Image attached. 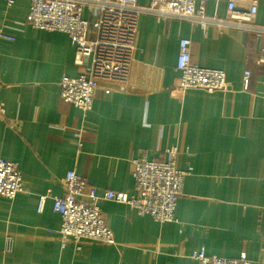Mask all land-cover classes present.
<instances>
[{"label": "crops", "instance_id": "obj_1", "mask_svg": "<svg viewBox=\"0 0 264 264\" xmlns=\"http://www.w3.org/2000/svg\"><path fill=\"white\" fill-rule=\"evenodd\" d=\"M227 1L210 0L206 15L224 17ZM250 1L235 0L236 7L247 9ZM29 5L14 0L9 7L0 0V30L13 38L0 39V160L17 163L23 184L14 199L0 196V264H195L190 257L200 250L264 264V67L255 64L260 42L243 31L220 33L140 15L126 78L99 81L83 114L59 94L61 78L80 73L70 40L30 27ZM255 21L264 26V0H257ZM181 39L190 41L194 64L224 73L226 91H175ZM172 148L176 168L188 172L174 222L99 201L113 243L68 238L62 247L52 200L62 196L67 172L84 180L85 195H133L132 161L162 160Z\"/></svg>", "mask_w": 264, "mask_h": 264}, {"label": "built area", "instance_id": "obj_2", "mask_svg": "<svg viewBox=\"0 0 264 264\" xmlns=\"http://www.w3.org/2000/svg\"><path fill=\"white\" fill-rule=\"evenodd\" d=\"M27 23L30 27L46 32H59L68 36L74 50V65L80 68L76 77H62L60 97L86 114L90 111L94 91L99 81H123L128 73L135 50L137 20L140 15L157 16L164 21L180 20L198 24L202 30L208 26L218 32L238 30L260 42L255 59L264 67V26L256 23L257 0H251L247 9L236 7L235 0H228L222 18L206 15L210 0H150L147 6L138 0H28ZM217 1V0H215ZM11 6L14 0H5ZM87 13L89 18H84ZM0 39L13 41L0 30ZM178 80L175 91L200 90L206 93L224 92L228 89L225 75L216 69L201 68L191 61L190 41L178 43L176 60ZM250 72L243 75L247 89ZM122 90V89H121ZM4 110L0 107V116ZM165 159L132 161L133 195L125 192L91 191L84 194L85 182L74 171L65 175L63 194L52 200V211L60 218L59 235L62 247L68 238L76 243L82 239L105 245L113 243V234L107 228L97 203L109 201L131 206L138 215L149 216L158 223L175 221L174 209L181 195L187 171L176 168L177 148L164 151ZM23 192L22 177L17 163L0 160V196L12 200ZM86 197L88 201H83ZM46 196L37 204L41 212ZM195 264H251L244 255L225 259L207 255L203 250L190 257Z\"/></svg>", "mask_w": 264, "mask_h": 264}]
</instances>
